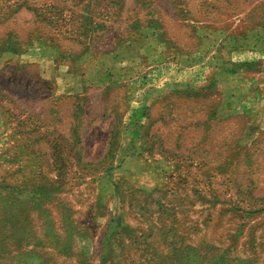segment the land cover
<instances>
[{
    "label": "rangeland",
    "instance_id": "rangeland-1",
    "mask_svg": "<svg viewBox=\"0 0 264 264\" xmlns=\"http://www.w3.org/2000/svg\"><path fill=\"white\" fill-rule=\"evenodd\" d=\"M0 264H264V0H0Z\"/></svg>",
    "mask_w": 264,
    "mask_h": 264
}]
</instances>
